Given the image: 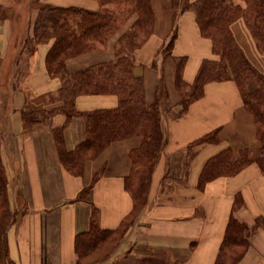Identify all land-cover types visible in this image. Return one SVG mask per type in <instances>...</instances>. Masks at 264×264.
I'll return each instance as SVG.
<instances>
[{
	"label": "crops",
	"instance_id": "obj_1",
	"mask_svg": "<svg viewBox=\"0 0 264 264\" xmlns=\"http://www.w3.org/2000/svg\"><path fill=\"white\" fill-rule=\"evenodd\" d=\"M19 3L0 0L4 8L0 20V132L10 199L17 213L9 231L10 259L14 264H78L76 238L90 229L96 208L102 229L119 228L121 232L110 259L94 264H141L147 258L166 264H215L236 195L244 201L234 213L239 221L254 226L257 218H264V175L254 162L233 177H220L205 184L204 190L198 188L200 172L208 159L228 147L234 156L248 149L251 158H256L260 143L257 124L231 80L207 84L203 98L194 102L184 117H172L173 112L181 110L182 102L176 86L178 60L187 58L183 77L192 84L203 60L216 58L211 40L200 35L195 14L185 11L175 22L172 0H153L154 34L134 53V74L145 79L148 104L156 101L160 88L166 136L153 173L149 204L136 215L124 181L132 168L130 154L141 146V137L113 143L96 159L87 161L83 174L76 176L62 164L53 134V129L66 124V117L57 114L32 129L26 127L24 119L26 111L46 112L60 104L58 91L62 83L49 76L45 64L51 43L38 45L32 53L27 51L40 7L97 11L99 2L24 0L21 8ZM136 19L134 16L122 26L105 51L95 50L67 60L69 72L115 62L118 39ZM239 20L232 25V33L246 57L264 74V55ZM175 25V59L165 58L163 51ZM118 104L114 95H86L77 100L83 112ZM212 132H218L220 143L197 147L190 159L188 147ZM85 137L84 119L74 117L64 131L66 148L75 150ZM90 186L89 199L82 197ZM250 246L239 264H264V221L254 232ZM81 264L93 263L86 260Z\"/></svg>",
	"mask_w": 264,
	"mask_h": 264
},
{
	"label": "trees",
	"instance_id": "obj_2",
	"mask_svg": "<svg viewBox=\"0 0 264 264\" xmlns=\"http://www.w3.org/2000/svg\"><path fill=\"white\" fill-rule=\"evenodd\" d=\"M97 1L100 5L97 11L50 5L40 7L27 51L32 53L38 45L51 43L45 64L49 76L60 79L62 83L58 91L60 104L46 112L26 111L24 119L26 127L32 129L46 124L57 114L66 117V124L53 129V134L62 164L76 176L83 174L87 161L96 159L113 143L141 137V146L133 149L130 154L132 168L124 181L125 190L133 201V212L137 215L149 204L153 173L166 142L160 88L156 101L148 104L145 100V79L134 74V53L144 47L154 34L156 15L153 0ZM171 11L175 22L181 13L193 12L200 35L211 40L213 54L216 56L215 59L203 60L192 84H188L183 77L187 58L178 60L176 86L182 95V102L181 110L173 112L172 117H184L190 106L203 98L207 84L231 80L242 96L244 108L257 124L256 133L260 143L256 158H251L248 149L234 156L228 147L208 159L200 172L198 188L204 190L205 184L220 177H233L254 162L264 175V74L246 57L232 33V25L236 20L243 19L255 45L264 55V0H172ZM3 12L4 8L0 5V20ZM134 16L137 17L136 21L118 39L115 62L100 63L74 74L69 72L67 60L95 50L105 51L110 40ZM177 35L175 25L163 51L165 58L175 59L172 47ZM86 95H114L118 97L119 104L114 108L83 112L78 109L77 100ZM74 117L84 119L86 137L75 150L69 151L64 131ZM217 133L206 134L190 145V159L195 156L197 147L220 143ZM2 150L3 136L0 132V263L14 264L9 255V231L17 220V213L10 205L9 180ZM101 175L98 174L94 182ZM92 186L82 192V197L89 199ZM243 205L242 197L236 195L215 264H239L251 247L254 232L264 221V218L259 217L254 226L239 221L234 213ZM120 232L119 228L102 229L98 211L94 208L90 229L76 238L78 264L86 260L94 264L110 259ZM141 264L166 263L147 258Z\"/></svg>",
	"mask_w": 264,
	"mask_h": 264
},
{
	"label": "rangeland",
	"instance_id": "obj_3",
	"mask_svg": "<svg viewBox=\"0 0 264 264\" xmlns=\"http://www.w3.org/2000/svg\"><path fill=\"white\" fill-rule=\"evenodd\" d=\"M18 1V0H17ZM24 2V0H20V3H19V7L21 8V6H22V4L21 3H23ZM19 15L21 14V10H20V13H18ZM19 18H21V17H19ZM239 21H241L242 22V24H243V27L245 28V30H246V32L248 33L249 32V29H247L248 27H247V25H245V23H243L244 21L241 19V20H239ZM241 31H242V28H241ZM250 34V33H249ZM238 35H240L239 33H238ZM251 36V35H250ZM153 184V183H152ZM9 199H10V191H9ZM10 205H11V208H12V202H11V199H10ZM13 209V208H12Z\"/></svg>",
	"mask_w": 264,
	"mask_h": 264
}]
</instances>
